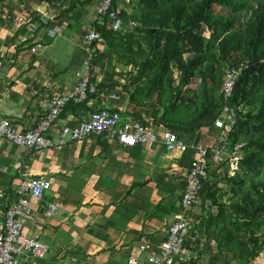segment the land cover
<instances>
[{
    "label": "crops",
    "instance_id": "crops-1",
    "mask_svg": "<svg viewBox=\"0 0 264 264\" xmlns=\"http://www.w3.org/2000/svg\"><path fill=\"white\" fill-rule=\"evenodd\" d=\"M22 1L32 11L39 8L53 12L55 22L66 23L65 33L50 38L40 27L31 36L24 24L7 20L3 7L18 14ZM95 2L71 19L60 17L61 10L45 0L0 1V120L8 118L26 131L41 118L40 96L71 89L78 83L77 71L82 70L85 56L82 39L86 29L99 19ZM35 42L43 46L32 52L30 48ZM99 47L105 51V42ZM114 61L115 66H96L93 70L100 87L118 98L95 95L82 103H70L49 137L56 138L63 126L76 125L103 106L117 109L123 119L152 125L157 132L171 129L166 118H162L171 95L160 100L158 91L147 95L136 83L129 85L130 73L135 74L137 69ZM218 134V129L211 131L205 126L194 135L179 138L211 145ZM191 162L192 155L170 151L162 140L123 146L103 135H90L61 147L28 151L2 140L0 220L5 219L8 207L18 200L16 188L21 180L43 175L51 181V188L41 199L28 197L33 213L25 220V233L46 242L50 251L44 258H30L23 264H125L128 254L143 238L151 246L166 238L168 226L181 210L184 174ZM53 200H58L60 206L54 216L47 217L45 212ZM207 209L217 211L211 200L204 202L200 196L189 213L201 237L199 261L240 264L230 253L216 254L217 242L200 226ZM248 264H264V247Z\"/></svg>",
    "mask_w": 264,
    "mask_h": 264
},
{
    "label": "trees",
    "instance_id": "trees-1",
    "mask_svg": "<svg viewBox=\"0 0 264 264\" xmlns=\"http://www.w3.org/2000/svg\"><path fill=\"white\" fill-rule=\"evenodd\" d=\"M93 1L64 0L60 17L72 19ZM121 3L125 0L114 1L124 21L121 30H113L107 17L93 23L106 44L105 51L96 46L93 69L117 60L137 69L129 85L136 83L147 95L158 91L160 100L170 94L162 118L179 137L205 126L215 131L226 70L242 67L229 102L248 107L231 134L233 144L244 143V156L234 175L227 167L225 174L212 168L200 196L217 211L205 210L200 226L214 237L218 256L230 253L248 264L264 247V0H130V9ZM242 9L250 10L243 29L234 15ZM40 13L34 10L33 17ZM92 79L97 80L94 70ZM190 150L184 156L193 157ZM199 260L185 264H202Z\"/></svg>",
    "mask_w": 264,
    "mask_h": 264
},
{
    "label": "built area",
    "instance_id": "built-area-1",
    "mask_svg": "<svg viewBox=\"0 0 264 264\" xmlns=\"http://www.w3.org/2000/svg\"><path fill=\"white\" fill-rule=\"evenodd\" d=\"M7 3L11 0H0ZM115 0H96L95 12L97 17H107L109 26L115 30L124 27L123 18L119 9L114 8ZM129 2L130 0H126ZM47 4H50L46 1ZM56 4V5H55ZM55 7L65 8L64 0L53 3ZM20 12L13 14L7 7L4 8L6 19L14 24H24L26 32L34 36L41 27L50 38L62 36L66 31V23L53 22V12L40 11L37 18L28 8L25 1L19 3ZM52 22V23H50ZM135 26V22H130ZM75 40V38L73 39ZM104 42L102 33L95 27H88L82 39L85 56L82 70L77 71L78 83L71 89L62 90L52 95L38 98L41 118L32 128L23 131L8 118L0 120V141L17 145L23 151L57 148L70 141H80L90 135H103L114 139L123 146H138L155 143L162 140L170 151H193L191 166L184 174V189L181 197V210L175 220L168 226L166 238L157 246H151L150 241L143 238L137 247L128 254L125 264H185L200 255L201 237L194 220L189 216L190 210L199 202L204 183L209 180L212 168L218 174H225V167L230 175H234L244 156V143L233 144L231 134L234 131L240 112H247L248 107L235 106L229 102L236 82L242 72V67L227 69L221 93L224 105L214 120V127L219 134L211 145L191 140L185 142L172 129L157 132L154 126L139 120L123 119L121 113L110 106L94 109L87 119L76 125H65L60 129L56 138L49 137L51 128L70 103H82L92 96L106 99H117L114 93H108L100 87L97 80L92 79L93 61L96 56V46ZM41 42H35L31 51L41 48ZM20 164V163H19ZM51 188V181L43 175L29 176L21 180L16 188L18 200L8 207L6 217L0 220V264H23L30 258H44L50 251V246L37 236H28L25 233V220L33 213L30 199H41ZM60 202L53 200L48 204L45 212L47 217L56 214ZM215 242L213 241L212 244Z\"/></svg>",
    "mask_w": 264,
    "mask_h": 264
},
{
    "label": "rangeland",
    "instance_id": "rangeland-1",
    "mask_svg": "<svg viewBox=\"0 0 264 264\" xmlns=\"http://www.w3.org/2000/svg\"><path fill=\"white\" fill-rule=\"evenodd\" d=\"M249 2L252 3L253 0H249ZM125 5H126L127 9L132 8V5H131L130 1L127 2L125 0V3H123V4L121 3V6L123 8H124ZM219 8H220V6L217 7V9H219ZM249 14H250V10L249 9H242L240 12L234 14L235 17L237 18V27H240L242 29L244 28V24H245V22H246V20H247V18L249 16Z\"/></svg>",
    "mask_w": 264,
    "mask_h": 264
}]
</instances>
